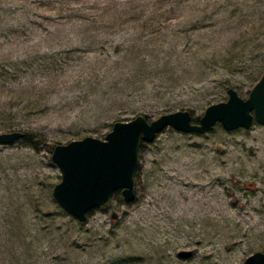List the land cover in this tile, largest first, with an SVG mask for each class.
<instances>
[{
    "label": "rangeland",
    "instance_id": "374dc122",
    "mask_svg": "<svg viewBox=\"0 0 264 264\" xmlns=\"http://www.w3.org/2000/svg\"><path fill=\"white\" fill-rule=\"evenodd\" d=\"M263 69L264 0H0V133L38 141L0 145V264H241L264 251L256 121L165 127L141 144L134 201L116 194L82 223L52 197L50 159L140 113L187 109L197 123L229 87L248 98Z\"/></svg>",
    "mask_w": 264,
    "mask_h": 264
},
{
    "label": "water",
    "instance_id": "95a60500",
    "mask_svg": "<svg viewBox=\"0 0 264 264\" xmlns=\"http://www.w3.org/2000/svg\"><path fill=\"white\" fill-rule=\"evenodd\" d=\"M227 94L226 101L207 105L197 123L192 122L187 109L164 113L151 121L140 113L129 121H116L103 140L85 136L54 145L50 159L61 172L60 181L52 188L55 202L80 223L86 221L89 211L107 204L118 191L126 203H132L141 144L152 143L165 127L202 134L219 123L227 131L250 129L253 121L264 125V69L248 98L240 97L232 87ZM22 136L21 131L0 133V145ZM111 217L116 219L117 214L113 212ZM178 256L187 258L191 252L182 250ZM241 264H264V251L248 255Z\"/></svg>",
    "mask_w": 264,
    "mask_h": 264
},
{
    "label": "trees",
    "instance_id": "16d2710c",
    "mask_svg": "<svg viewBox=\"0 0 264 264\" xmlns=\"http://www.w3.org/2000/svg\"><path fill=\"white\" fill-rule=\"evenodd\" d=\"M196 120H198V118H195V119H193V121H196ZM23 138H21V140L23 141V142H25L26 143V145L29 147H32V148H34V147H36L37 145H38V141H36V139H35V137L33 136V134L31 133V132H23V136H22ZM40 143H42V142H40ZM39 143V144H40ZM52 147L50 148V151H52ZM121 192L120 191H118V192H116L114 195H116V194H120ZM113 198V197H112ZM111 198V199H112ZM110 199V200H111ZM63 211V210H62ZM62 211H61V213H62ZM27 236H21V238H23V239H25L24 240V242L22 243V245H24L25 243H26V241L27 240H29V239H32L31 238V236L30 237H27ZM21 238L19 237V240L21 241ZM20 244H21V242H20ZM22 245H19V247H18V249L20 248V247H22ZM17 247V246H16ZM13 248H15L14 246H13ZM17 249V250H18ZM9 250V249H8ZM21 250V249H20ZM20 250H19V253H20V256H21V258H23V259H26V258H24L23 257V253L24 252H22V250H21V252H20ZM18 253V254H19ZM5 257H7V256H5Z\"/></svg>",
    "mask_w": 264,
    "mask_h": 264
}]
</instances>
